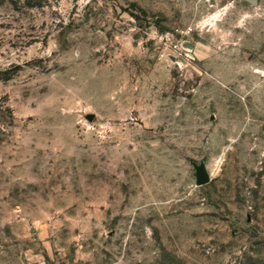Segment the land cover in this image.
Here are the masks:
<instances>
[{
    "label": "rangeland",
    "instance_id": "rangeland-1",
    "mask_svg": "<svg viewBox=\"0 0 264 264\" xmlns=\"http://www.w3.org/2000/svg\"><path fill=\"white\" fill-rule=\"evenodd\" d=\"M0 264H264V0H0Z\"/></svg>",
    "mask_w": 264,
    "mask_h": 264
},
{
    "label": "water",
    "instance_id": "water-1",
    "mask_svg": "<svg viewBox=\"0 0 264 264\" xmlns=\"http://www.w3.org/2000/svg\"><path fill=\"white\" fill-rule=\"evenodd\" d=\"M94 114H89L90 118H93ZM210 179V173L205 167L204 163L197 165V181L199 183H208Z\"/></svg>",
    "mask_w": 264,
    "mask_h": 264
}]
</instances>
